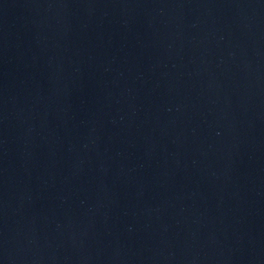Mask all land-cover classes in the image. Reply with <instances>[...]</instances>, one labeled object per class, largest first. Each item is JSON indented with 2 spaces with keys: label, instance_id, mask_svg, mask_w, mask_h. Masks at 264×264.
Segmentation results:
<instances>
[{
  "label": "water",
  "instance_id": "water-1",
  "mask_svg": "<svg viewBox=\"0 0 264 264\" xmlns=\"http://www.w3.org/2000/svg\"><path fill=\"white\" fill-rule=\"evenodd\" d=\"M0 264H264V0H0Z\"/></svg>",
  "mask_w": 264,
  "mask_h": 264
}]
</instances>
